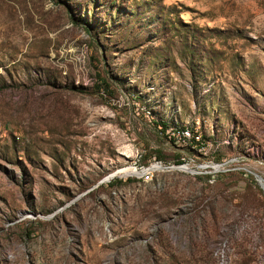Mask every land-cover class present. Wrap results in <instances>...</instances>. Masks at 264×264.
<instances>
[{
    "label": "rangeland",
    "instance_id": "1",
    "mask_svg": "<svg viewBox=\"0 0 264 264\" xmlns=\"http://www.w3.org/2000/svg\"><path fill=\"white\" fill-rule=\"evenodd\" d=\"M254 174L264 0H0V264H264Z\"/></svg>",
    "mask_w": 264,
    "mask_h": 264
},
{
    "label": "water",
    "instance_id": "2",
    "mask_svg": "<svg viewBox=\"0 0 264 264\" xmlns=\"http://www.w3.org/2000/svg\"><path fill=\"white\" fill-rule=\"evenodd\" d=\"M180 168H182V166H180ZM115 175V173H112V174H110L108 177L109 178H111V177H113ZM135 175H137V174H135ZM254 176L256 177V180L258 181V183H259V185L261 186V188L263 189V191H264V180L260 177V176H258L257 174H254ZM109 178H107L106 180H108ZM102 181H104V179L102 180ZM263 181V182H262Z\"/></svg>",
    "mask_w": 264,
    "mask_h": 264
},
{
    "label": "trees",
    "instance_id": "3",
    "mask_svg": "<svg viewBox=\"0 0 264 264\" xmlns=\"http://www.w3.org/2000/svg\"><path fill=\"white\" fill-rule=\"evenodd\" d=\"M179 163H181V162H177V164H179ZM133 179H128V181H132ZM110 184H122L123 182H122V180L121 179H115V178H113L110 182H109Z\"/></svg>",
    "mask_w": 264,
    "mask_h": 264
},
{
    "label": "bare ground",
    "instance_id": "4",
    "mask_svg": "<svg viewBox=\"0 0 264 264\" xmlns=\"http://www.w3.org/2000/svg\"><path fill=\"white\" fill-rule=\"evenodd\" d=\"M122 171H129V172H131L132 174H136L135 172H137L136 170H134V168H132V167H126V168H124V169H122ZM143 172H141V174H142Z\"/></svg>",
    "mask_w": 264,
    "mask_h": 264
},
{
    "label": "built area",
    "instance_id": "5",
    "mask_svg": "<svg viewBox=\"0 0 264 264\" xmlns=\"http://www.w3.org/2000/svg\"><path fill=\"white\" fill-rule=\"evenodd\" d=\"M181 134L183 135V136H185V135H189V132L188 131H181ZM143 172V171H142Z\"/></svg>",
    "mask_w": 264,
    "mask_h": 264
}]
</instances>
